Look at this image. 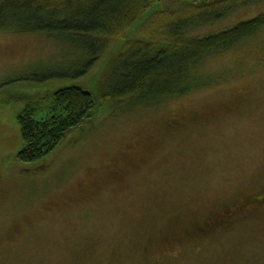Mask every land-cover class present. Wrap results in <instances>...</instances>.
I'll return each instance as SVG.
<instances>
[{"label": "rangeland", "instance_id": "1", "mask_svg": "<svg viewBox=\"0 0 264 264\" xmlns=\"http://www.w3.org/2000/svg\"><path fill=\"white\" fill-rule=\"evenodd\" d=\"M262 12L264 0L183 35ZM114 47L89 67L66 40L0 30V264H264V200L242 205L264 192V26L198 61L206 84L158 103L105 98ZM66 85L92 93V115L20 163L17 113H56L47 100Z\"/></svg>", "mask_w": 264, "mask_h": 264}, {"label": "trees", "instance_id": "2", "mask_svg": "<svg viewBox=\"0 0 264 264\" xmlns=\"http://www.w3.org/2000/svg\"><path fill=\"white\" fill-rule=\"evenodd\" d=\"M260 1L191 0L177 8L168 7L170 0H0V30L66 40L86 55L89 67L119 45L123 51L105 98L158 103L206 84L191 72L194 65L256 33L264 26V12L200 37L184 36L185 26L216 21ZM144 18L150 21L141 30L146 38L130 39ZM50 76L54 74L46 77ZM47 102L57 111L45 119H33L27 108L16 115L21 146L15 157L20 163L30 164L52 153L68 132L89 120L96 98L78 85H66L52 91Z\"/></svg>", "mask_w": 264, "mask_h": 264}, {"label": "flooded vegetation", "instance_id": "3", "mask_svg": "<svg viewBox=\"0 0 264 264\" xmlns=\"http://www.w3.org/2000/svg\"><path fill=\"white\" fill-rule=\"evenodd\" d=\"M264 200V192L262 194H260V196H257L255 198H253L252 200H243V206H246V204L250 205L251 202H260V201H263Z\"/></svg>", "mask_w": 264, "mask_h": 264}]
</instances>
